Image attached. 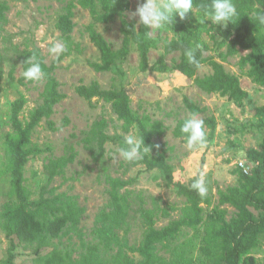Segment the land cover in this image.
<instances>
[{
    "label": "trees",
    "instance_id": "1",
    "mask_svg": "<svg viewBox=\"0 0 264 264\" xmlns=\"http://www.w3.org/2000/svg\"><path fill=\"white\" fill-rule=\"evenodd\" d=\"M209 2L210 0H193L196 14L203 17L199 6ZM234 3L239 13L236 23L221 28L210 22H201L198 28H202L214 41L220 39L218 45L225 48L224 52L219 53L221 62L236 56L239 51L248 52L239 58L238 66L240 69L247 67L245 75L252 83L264 88V26L255 24L248 16L255 8H264V0H234ZM76 7L87 10L91 19L85 32L99 53V62L92 65L96 72L110 71L134 47L139 57L140 72L177 71L187 79H193L195 86L206 94L225 97L236 105L248 98V93L240 86L239 78L226 72L220 62L209 59L211 74L203 78L195 77L200 67L189 64L184 51L186 48L199 46L196 52L199 65L207 61L203 57L207 47L200 46L199 37L194 41L190 38L166 41L158 60L149 66L148 55L154 46L153 38L145 36L144 31L148 30L143 25L126 18L128 0H68L64 12L55 22V29L65 44L63 54L50 65L45 64L38 49L20 56L23 70L28 66L26 60L35 56L41 62L46 78L43 80L41 104L30 110L26 118H22L26 104L23 96L10 104V131L5 136L4 156L0 164V175L4 174L9 178L8 200L0 208V227L8 241L1 264H15L16 241L18 245L32 248L35 256L33 264H191V260L177 256L171 244L184 229L195 230L198 227H202L204 233L199 247L204 263L256 264L251 252L264 237V137L258 149H250L246 153L248 162L253 164L251 172L245 175L239 169L234 170L236 184L217 192L218 203L229 205L236 212L229 221L225 219V212L216 208L204 218L202 197L190 188L193 180L188 186L177 184L180 195L186 200L179 210V217L162 228H156L155 213L148 209L141 210L140 219L144 232L138 246L130 245L127 237L129 203L123 190L130 184L129 180L105 177L107 204L95 215L88 235L80 227L85 209L76 197L65 193L55 194L53 189L46 190L45 187L37 200L30 198V191L25 186L24 168L31 158L43 153V150L32 143V133L42 121L49 130H57L51 116L64 95L58 90L59 83L54 77V71L64 56L77 49L71 38L75 27L73 12ZM7 11L6 2L0 0V28L7 22ZM116 19L120 22L122 41L121 47L114 51L96 31L95 24L108 25ZM176 28L184 30L182 25ZM174 53L179 54V59L177 62L172 61L169 66L165 58ZM75 92L86 101L97 98L109 104L113 114L122 123L123 134L136 128L139 138L145 142L143 147L150 149V152L142 153L140 162L146 170H160L166 181L173 183L172 167L165 157L167 150L158 143V139L166 132L162 122L134 112L130 106V98L123 88L101 90L96 82H92L88 86H77ZM183 105L191 115L195 114L197 117L205 112L204 108L198 107L186 97L183 98ZM255 115L264 117V105L255 109ZM183 120L176 123L172 134L184 141L179 131ZM203 121L207 129L214 130L216 121L213 116H205ZM67 123L65 120L64 125ZM106 128L107 121L103 117L95 120L91 128V136L99 150H103L104 145L113 140L106 134ZM117 139L120 147L123 137L119 136ZM83 141L88 144L91 139L87 137ZM72 160V155L49 159L44 165L48 182L58 176ZM251 209L258 214L255 215ZM173 211V208H164L161 215L168 217ZM62 239H66V242L63 243ZM160 249L169 254V259L159 256Z\"/></svg>",
    "mask_w": 264,
    "mask_h": 264
},
{
    "label": "rangeland",
    "instance_id": "2",
    "mask_svg": "<svg viewBox=\"0 0 264 264\" xmlns=\"http://www.w3.org/2000/svg\"><path fill=\"white\" fill-rule=\"evenodd\" d=\"M6 2L8 11L7 22L0 28V164L4 156V140L10 131V104L23 96L26 104L22 118L28 112L41 104L43 91L42 82L25 81L21 75L23 68L20 56L28 51L38 49L46 65H50L60 57L49 53V40H61L55 29V22L64 12L68 0H2ZM129 9L126 18L138 21V17L130 19L128 13L134 11L138 0H128ZM189 13L188 18L180 21L176 18L173 31L167 35L159 33L152 36L154 46L148 55L149 66H152L163 52V44L172 39L190 38L193 41L199 37L200 46H206L203 57L207 60L197 71V78L210 75L212 70L208 60L220 62L225 71L237 76L241 88L248 93V98L236 105L225 97L216 94H206L198 89L193 79H187L177 71L159 73L155 71L140 72L139 57L134 47L128 56L117 62L110 71L96 72L92 65L99 62V53L89 41L85 27L91 23L87 10L76 7L71 34L72 42L77 47L75 51L64 56L54 71V77L59 83V92L64 99L54 107L51 121L57 130L51 131L44 121L32 133V143L43 150L39 156L31 158L24 168L25 186L30 191V198L37 200L42 189L52 190L55 194L65 193L77 198L84 207V217L80 223L83 232L89 234L95 215L107 204L105 177H118L129 180L130 184L123 190L128 197L129 215L127 218L128 241L132 246H138L142 241L144 228L140 219V211L152 210L155 213V227L162 228L170 221L179 217V210L185 205V198L180 195L177 184L188 186L201 174L205 176L208 188L202 197L201 206L204 218L214 208L225 212L229 221L235 210L229 205L218 203V191H224L236 184L234 170L237 162L247 160V151L258 149L264 137V117H257L255 109L264 105V88L255 85L245 75L247 67L240 69L238 61L248 52L239 51L236 56L221 62L219 53L225 48L210 38L198 24L202 16ZM139 25V24H138ZM184 26V30L177 26ZM43 26L44 35L37 36V30ZM95 29L109 43L112 50L121 47L122 36L120 22L116 19L108 25L95 24ZM264 35V29L262 31ZM63 42V41H62ZM179 54L166 56L165 61L170 66L177 62ZM96 82L101 90L123 88L130 98L131 109L138 114H146L152 120L160 121L166 132L158 139L167 150L165 157L172 167L173 183L166 181L164 174L158 170H146L140 159L126 162L117 158L119 148L117 137L133 135L139 138L136 128L123 134L122 123L111 111L110 105L97 98L90 102L79 97L75 88L79 85L88 86ZM186 97L205 112L197 118L213 116L216 126L213 131L205 127L208 144L203 149L188 150L185 142L172 134L176 123L186 119L191 114L184 108L183 98ZM103 117L107 121L106 134L113 138L103 150L97 148L95 139L91 136V128L95 120ZM67 124L64 125V121ZM89 137L91 141L84 143ZM118 140V141H117ZM73 156V160L50 183L44 165L49 159ZM153 156H151V159ZM9 178L0 175V208L8 200ZM173 208L168 217L161 215L162 209ZM251 211L257 215L253 209ZM203 228L195 230L184 229L180 236L171 244L177 256L191 260V264L204 263L199 247L202 242ZM63 243L66 239L61 240ZM57 242V241H54ZM15 264H33L32 248L23 247L15 242ZM8 241L0 227V264L5 258ZM159 256L169 259V254L160 249ZM256 264H264V237L251 252Z\"/></svg>",
    "mask_w": 264,
    "mask_h": 264
},
{
    "label": "clouds",
    "instance_id": "3",
    "mask_svg": "<svg viewBox=\"0 0 264 264\" xmlns=\"http://www.w3.org/2000/svg\"><path fill=\"white\" fill-rule=\"evenodd\" d=\"M199 7L203 15L201 22H210L212 25L227 28L229 24H234L238 20L239 13L234 0H210ZM193 8V0H138L136 9L128 13V16L130 19L138 17L137 24L143 25L148 30L144 31L145 36L151 38L157 33L167 35L169 30L174 32L172 29L176 18L184 21L189 13L194 14ZM248 16L255 24L264 26V8H255ZM133 27L135 28V25ZM43 35L44 29L41 26L37 30V36L39 38ZM48 43L50 44L48 51L52 55L59 56L65 51V44L61 40H49ZM197 47L186 48L184 55L189 64L199 68L196 59ZM25 63L28 66L21 73L25 81L42 82L46 78L42 64L35 56L28 58ZM179 131L188 150L203 149L208 144L204 121L195 114L183 120ZM144 144V140L136 136H125L121 146L116 150V156L126 162L136 161L141 158L143 152H150V149L143 147ZM190 188L204 197L208 191L205 176L201 174L194 178Z\"/></svg>",
    "mask_w": 264,
    "mask_h": 264
},
{
    "label": "built area",
    "instance_id": "4",
    "mask_svg": "<svg viewBox=\"0 0 264 264\" xmlns=\"http://www.w3.org/2000/svg\"><path fill=\"white\" fill-rule=\"evenodd\" d=\"M238 169L242 171L243 174L248 175L251 172L252 163L247 162L246 160H240L237 162Z\"/></svg>",
    "mask_w": 264,
    "mask_h": 264
}]
</instances>
